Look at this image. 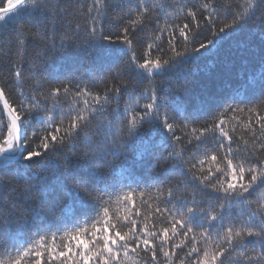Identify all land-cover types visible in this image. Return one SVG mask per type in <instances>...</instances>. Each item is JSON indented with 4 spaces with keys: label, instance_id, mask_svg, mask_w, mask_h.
Here are the masks:
<instances>
[{
    "label": "snow or ice",
    "instance_id": "obj_1",
    "mask_svg": "<svg viewBox=\"0 0 264 264\" xmlns=\"http://www.w3.org/2000/svg\"><path fill=\"white\" fill-rule=\"evenodd\" d=\"M0 264H264V0H0Z\"/></svg>",
    "mask_w": 264,
    "mask_h": 264
},
{
    "label": "trees",
    "instance_id": "obj_2",
    "mask_svg": "<svg viewBox=\"0 0 264 264\" xmlns=\"http://www.w3.org/2000/svg\"><path fill=\"white\" fill-rule=\"evenodd\" d=\"M32 52V49L29 50ZM34 54V53H33ZM246 58V54L243 50L230 48L225 55H222L219 60H210L209 64L214 65L210 67L209 72L216 82L223 84L224 82H235L237 79V73L241 68V62ZM87 67L86 60L82 61L81 69ZM203 79H207L206 76H202Z\"/></svg>",
    "mask_w": 264,
    "mask_h": 264
}]
</instances>
